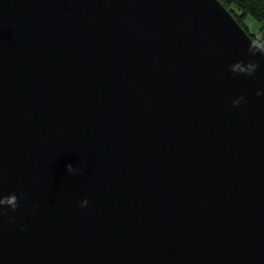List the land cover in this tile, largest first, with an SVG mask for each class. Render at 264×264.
Wrapping results in <instances>:
<instances>
[{
    "label": "water",
    "instance_id": "water-1",
    "mask_svg": "<svg viewBox=\"0 0 264 264\" xmlns=\"http://www.w3.org/2000/svg\"><path fill=\"white\" fill-rule=\"evenodd\" d=\"M0 264H264V47L221 0H0Z\"/></svg>",
    "mask_w": 264,
    "mask_h": 264
},
{
    "label": "trees",
    "instance_id": "trees-1",
    "mask_svg": "<svg viewBox=\"0 0 264 264\" xmlns=\"http://www.w3.org/2000/svg\"><path fill=\"white\" fill-rule=\"evenodd\" d=\"M227 6L237 20L245 27V29L264 47V0H221ZM254 20L258 22L259 28L257 34L250 31L248 21Z\"/></svg>",
    "mask_w": 264,
    "mask_h": 264
},
{
    "label": "clouds",
    "instance_id": "clouds-1",
    "mask_svg": "<svg viewBox=\"0 0 264 264\" xmlns=\"http://www.w3.org/2000/svg\"><path fill=\"white\" fill-rule=\"evenodd\" d=\"M66 168H67V170H68V172H70V173H72V172H76L77 171V169L76 168H74L73 167V165L71 164V163H68L67 165H66ZM88 204V200H87V198H85L84 200H82L81 202H80V206L81 207H84V206H86ZM16 205H15V203H13V205H12V207H15ZM37 205H33V207H36Z\"/></svg>",
    "mask_w": 264,
    "mask_h": 264
},
{
    "label": "rangeland",
    "instance_id": "rangeland-1",
    "mask_svg": "<svg viewBox=\"0 0 264 264\" xmlns=\"http://www.w3.org/2000/svg\"><path fill=\"white\" fill-rule=\"evenodd\" d=\"M248 24L250 25V28H251L250 31L251 32L252 31H254V32L256 31L257 34L260 35L259 32H258V28H259L258 22L249 19Z\"/></svg>",
    "mask_w": 264,
    "mask_h": 264
}]
</instances>
